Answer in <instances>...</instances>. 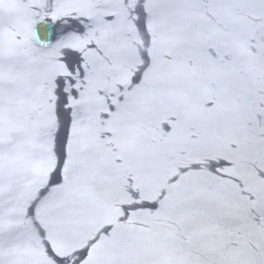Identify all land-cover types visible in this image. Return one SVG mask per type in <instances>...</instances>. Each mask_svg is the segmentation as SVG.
I'll list each match as a JSON object with an SVG mask.
<instances>
[{
	"label": "water",
	"instance_id": "obj_1",
	"mask_svg": "<svg viewBox=\"0 0 264 264\" xmlns=\"http://www.w3.org/2000/svg\"><path fill=\"white\" fill-rule=\"evenodd\" d=\"M0 264H264V0H0Z\"/></svg>",
	"mask_w": 264,
	"mask_h": 264
},
{
	"label": "trees",
	"instance_id": "obj_2",
	"mask_svg": "<svg viewBox=\"0 0 264 264\" xmlns=\"http://www.w3.org/2000/svg\"><path fill=\"white\" fill-rule=\"evenodd\" d=\"M38 34L41 40L46 39V27L45 26H39L38 27Z\"/></svg>",
	"mask_w": 264,
	"mask_h": 264
},
{
	"label": "snow or ice",
	"instance_id": "obj_3",
	"mask_svg": "<svg viewBox=\"0 0 264 264\" xmlns=\"http://www.w3.org/2000/svg\"><path fill=\"white\" fill-rule=\"evenodd\" d=\"M66 47L71 48V45H66ZM49 135H51V132H49ZM133 195H137L136 193H133Z\"/></svg>",
	"mask_w": 264,
	"mask_h": 264
},
{
	"label": "rangeland",
	"instance_id": "obj_4",
	"mask_svg": "<svg viewBox=\"0 0 264 264\" xmlns=\"http://www.w3.org/2000/svg\"><path fill=\"white\" fill-rule=\"evenodd\" d=\"M40 26H44V25H40Z\"/></svg>",
	"mask_w": 264,
	"mask_h": 264
}]
</instances>
